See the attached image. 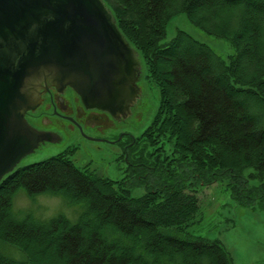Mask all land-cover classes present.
Returning a JSON list of instances; mask_svg holds the SVG:
<instances>
[{
	"label": "trees",
	"instance_id": "1",
	"mask_svg": "<svg viewBox=\"0 0 264 264\" xmlns=\"http://www.w3.org/2000/svg\"><path fill=\"white\" fill-rule=\"evenodd\" d=\"M103 1L159 89L158 112L141 135L153 147L150 158L165 151L164 138H174L164 160L187 159L205 185L229 174L240 203L251 204L256 192L264 201V188L245 186L240 175L254 166L264 178V0ZM180 12L234 44L229 62L183 30L160 45ZM68 155L18 167L0 184V242L17 245L27 257L0 251V264H232L218 240L186 233L200 208L193 183L181 178L136 197L125 180L81 169ZM20 188L84 209L75 222L64 214L18 216L13 199Z\"/></svg>",
	"mask_w": 264,
	"mask_h": 264
},
{
	"label": "water",
	"instance_id": "2",
	"mask_svg": "<svg viewBox=\"0 0 264 264\" xmlns=\"http://www.w3.org/2000/svg\"><path fill=\"white\" fill-rule=\"evenodd\" d=\"M140 75L138 51L103 0H0V180L44 141L64 138L25 118L42 91L71 86L87 107L120 118Z\"/></svg>",
	"mask_w": 264,
	"mask_h": 264
},
{
	"label": "rangeland",
	"instance_id": "3",
	"mask_svg": "<svg viewBox=\"0 0 264 264\" xmlns=\"http://www.w3.org/2000/svg\"><path fill=\"white\" fill-rule=\"evenodd\" d=\"M179 30L186 31L198 41L209 45L226 62H229L230 55L236 53V48L230 40L207 33L192 23L184 12L176 13L170 18L160 45L169 43ZM139 59L141 93L126 119L115 120L116 128L111 132L102 133L105 136L112 138L120 136V132L124 129L139 137L152 123L158 112L159 89L147 77L144 60L140 56ZM60 131L63 132L62 140L40 146L38 150L23 157L18 167L68 151V156L82 169L88 166L101 176L114 180L126 179L131 195L136 197L145 194L152 187L167 188L183 178L185 183H193L200 201V208L186 233L218 240L231 256L232 264H264V201L257 192L251 204L240 203L239 199L233 197V178L229 174L205 185L203 181H200L194 166L190 162L184 163L187 159L176 160L173 163L164 160L174 147V138H164L165 151H160L159 154V151L155 150L153 158L149 155L153 147L146 145L144 152L148 156L147 161L151 168L146 167L139 173L128 168L117 143L88 139L76 125L66 120L62 121ZM84 131L94 137L100 135L91 126H85ZM157 154H159L158 167L154 168L153 162ZM258 173L254 166L244 168L240 174L241 179L246 180L244 185L264 188V178ZM203 179L207 180L205 176ZM238 185L239 182L236 187ZM13 201V210L18 216L30 212L35 218L42 220L64 214L75 222L84 209L82 203L69 204L61 196L39 194L36 197H30L24 188L19 189ZM162 230L165 233L184 236V233H177L173 228ZM0 251L16 260L26 261L27 259L26 253L17 245L0 242Z\"/></svg>",
	"mask_w": 264,
	"mask_h": 264
},
{
	"label": "flooded vegetation",
	"instance_id": "4",
	"mask_svg": "<svg viewBox=\"0 0 264 264\" xmlns=\"http://www.w3.org/2000/svg\"><path fill=\"white\" fill-rule=\"evenodd\" d=\"M138 88L140 95V85ZM41 96L43 98L41 104L35 110H28L25 116L28 122L37 129L57 128L61 130L62 121H69L73 125H76L79 131L88 139H91L89 137H93L96 140L117 143L121 148L122 157L128 168H132L140 173L144 168L149 167L147 161L148 156L144 152L145 146L148 144L141 136L137 137L132 132L124 129L120 132V136L117 135L114 138L102 134L106 131L111 132V130L115 129V120L124 121L127 114L117 118L106 110L87 107L83 103L81 96L71 86H66L63 91L58 90L56 86H49L42 91ZM85 126H91V128L98 131L96 133H100V135L94 137L87 134L84 131ZM48 143H53V141L46 140L41 146ZM64 152L68 153V151ZM157 161L158 160H156V162ZM15 169L16 168H14L13 171H15ZM83 169L95 172L89 169L88 166ZM13 171L3 176L0 180V184ZM122 180L127 181L126 179Z\"/></svg>",
	"mask_w": 264,
	"mask_h": 264
},
{
	"label": "bare ground",
	"instance_id": "5",
	"mask_svg": "<svg viewBox=\"0 0 264 264\" xmlns=\"http://www.w3.org/2000/svg\"><path fill=\"white\" fill-rule=\"evenodd\" d=\"M25 116H26V114H25ZM93 140H96V139H94V138H92Z\"/></svg>",
	"mask_w": 264,
	"mask_h": 264
}]
</instances>
